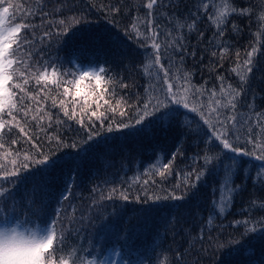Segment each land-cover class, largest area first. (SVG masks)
Masks as SVG:
<instances>
[{"label":"trees","instance_id":"16d2710c","mask_svg":"<svg viewBox=\"0 0 264 264\" xmlns=\"http://www.w3.org/2000/svg\"><path fill=\"white\" fill-rule=\"evenodd\" d=\"M57 2L47 0L43 6L45 11L53 13L49 19L83 16L85 22L79 25L83 32L70 39L66 46L53 36L50 41L37 43L36 47L43 49L47 60L57 61L59 58L58 62L63 63L61 71L70 72L77 61L69 54L83 46L95 53L96 66L105 67L107 72L99 81L95 77H85L77 84L68 75L65 80L72 83L61 81L59 89L49 85L52 88L49 95L56 97V106L50 98L44 100L41 94V102L45 111L52 115V120L45 118L41 130L29 117L30 135L39 149L51 155L57 164L44 174L43 179L35 167L22 173L23 182L15 189V199L8 200V213L15 210L23 216L27 215L24 211L27 205L39 207L46 204L50 212L59 207L62 216L74 214L71 228L78 235H69L67 243L82 244L86 250L95 249L94 254L107 244L100 257L103 264L112 251L118 252L126 264H264V231L256 226L257 231L246 233L243 223L234 226L236 221L264 218V207H261L264 205V169L259 167L264 162L254 157H240L239 171L234 175L232 185L239 186L240 190L234 194L230 208L224 205L227 211L221 215V179L215 174L207 175L200 182L195 196L184 200L164 199L190 192L191 189L183 185L184 174L203 165L201 157L205 143L195 132L196 124L188 126L193 114L186 117L185 110L181 109L170 121L153 124L143 131H106L109 123L114 129L120 122L135 123L138 118L136 109L148 96L145 90L152 81L146 76L144 65L153 49L151 41L147 42V48L142 46L144 39L138 37L132 27L134 23L138 24L139 29L147 34L146 23H140L147 19L148 10L144 7L147 0H66L67 7L59 14L53 12ZM205 2L209 5L207 12L201 0H163L153 10L161 32L159 42L164 44L175 36L182 37L183 42V50L175 53L169 49L162 63L171 67L173 73L177 70L179 74L190 73L192 84L205 90L215 89L219 93L222 85L226 89L231 85L241 93L236 112L241 118L254 121L257 113H264V0ZM29 3L33 10L39 7L37 0H29ZM112 8L119 11L113 13ZM219 12L226 13L222 25L214 22ZM194 21L193 29L189 30L187 25ZM31 22L40 25V16L31 18ZM178 23H183L184 27L178 28ZM44 27L47 26L37 29V37ZM221 30L223 36L219 35ZM253 47L257 49L250 66L253 70L247 72L244 61ZM221 48L225 49L223 54ZM36 58L39 59V53ZM241 75L246 79L242 81ZM55 78L59 79L58 76ZM121 84L127 87H121ZM65 88L68 95L64 94ZM60 100L65 101L70 115L75 104L73 120L64 115ZM203 100L207 101V95ZM25 103L29 102L26 100ZM93 111L98 115L104 113L103 129L100 121L91 115ZM122 112L126 115H121ZM4 118L10 119L6 114ZM89 119L95 122L94 131L101 134L85 143L87 127H91ZM80 120L86 127H81ZM13 133L21 136L18 129L14 128ZM49 136H59L63 144L57 146L55 139L49 141ZM11 138L5 148L0 149V164L6 165L8 170L14 168L11 160L16 152L20 153V160L25 152L34 153L37 159L42 158L40 151L33 148L26 137L21 136L15 145H11ZM9 151L12 156L8 155ZM173 152H177V156L171 165V173L167 174V170L161 167L159 171L166 173L161 176L154 165L161 161L168 163ZM148 169L150 171H146ZM194 179V175L189 177L190 181ZM113 189H116L114 193ZM145 192L154 199L148 200ZM110 193L112 198L107 199ZM121 193L129 199H122ZM62 194L68 199L64 200ZM155 197L160 199L157 201ZM214 200L217 201L215 208ZM3 207L0 199V212ZM214 213L213 222L209 224L208 218ZM68 223L65 219L64 224ZM252 226V223L248 224V227ZM217 244L222 246L217 247ZM178 253L181 256L179 261L176 260Z\"/></svg>","mask_w":264,"mask_h":264},{"label":"snow or ice","instance_id":"6c2138e0","mask_svg":"<svg viewBox=\"0 0 264 264\" xmlns=\"http://www.w3.org/2000/svg\"><path fill=\"white\" fill-rule=\"evenodd\" d=\"M46 2L47 0H37L39 7L33 10L29 0H0V149L5 148L10 136L12 137L11 145L17 144L22 136L32 143L33 148L40 151L42 157L37 159L34 153L25 152L23 160H20V153L16 152L15 158L11 160V164L14 166L13 170H8L6 165L0 164V169H4L3 172H0V199L4 204L3 210L0 212V264H103L100 257L106 250L107 244L101 246L99 253L94 254L95 249L86 250L82 244L73 242L69 245L67 243L69 235H78V232L73 233L71 228V223L75 218L74 214L62 216V209L59 207L50 212L46 204H41L39 207H33L32 204L27 205L24 209L27 215L23 216L15 210L12 213L7 211L8 200L15 199V189L19 183L23 182L21 180L22 173L35 167L43 179L44 174L54 169L57 164V160L39 149V145L30 135L29 117L36 121V127L41 130H43L41 122L45 118L49 121L52 120V115L45 111L41 102V94H43L44 100L50 98L53 106H56V97L49 95L52 92L49 85H55L59 89L61 81L65 84L72 83L73 81L65 80V76L68 75H71L77 84L85 77H95L99 81L107 72L105 67L96 66L95 53L89 52L83 46L70 52L69 55L77 61L70 72L61 71L63 63L58 62L59 58L57 61L44 58L43 49H38L37 43L43 44L45 40L50 41L53 36H56L59 38V42L66 46L70 39H75L82 34L83 30L79 25L85 22L84 17L78 15L60 16L55 20L49 19L53 13L44 10L43 6ZM201 2L204 3V10L207 12L209 5L205 0H201ZM162 3L163 0H147V3L144 4L148 10L147 19L146 21L141 20L140 23H146L147 34L139 29L138 24L132 25L133 29L137 31V36L142 37L145 41L142 46L147 48L149 46L147 42L151 41L150 47L153 49L148 53L147 62L144 65L145 74L152 81L145 90L148 94L147 99L143 101L142 106L137 107L138 118L135 119V123L120 122L115 129L109 123L106 131L109 133L125 129L143 131L145 127L153 124L170 121L180 113L181 109L185 110L183 114L186 117L193 114L188 126L195 123V132L205 143L204 154L201 157L203 165L184 174L183 185L185 188L191 189L190 192H185L184 195H169L164 199L184 200L189 196H195L200 182L207 175L215 174L221 179L219 213L223 215L227 211L224 205H228L230 208L234 194L240 190L239 186H232L234 175L239 171L240 157H254L255 160L264 162V113H257V118L254 121L243 119L236 112L240 91L232 88L231 85H228L227 89L222 85L219 93L215 89L205 90L196 87L191 82L190 73L179 74V70L177 73H173L171 67H166L162 63L164 54L169 49L175 53H180L183 50L182 37L180 36L171 37L164 44L158 40L161 32L159 25L155 23L153 10ZM66 7V0L64 3L58 0L53 12L62 13ZM227 7L226 3L225 8ZM111 11L115 13L119 9L112 8ZM36 15L41 18L40 25L31 22V18ZM225 18L226 13L219 12L214 18V22L217 25H222L225 23ZM194 24L195 21L188 24V29H193ZM41 26L47 27H44L41 35L37 37V29ZM177 27L182 29L184 24L178 23ZM168 35L171 36V33ZM219 35H224L222 30L219 31ZM220 51L223 54L225 49L221 48ZM37 53H39V59L36 58ZM256 53L257 49L253 47L247 54L248 59L244 61L247 72L253 70L250 66L253 65ZM182 59L183 57H181ZM68 62L72 63L71 60ZM233 71L236 69L234 68ZM57 76L59 79L55 78ZM240 79L243 81L246 76L241 75ZM33 81H35V85H33ZM121 87H127V85L121 84ZM64 94L68 95L67 88H65ZM206 95L207 101L205 102L203 97ZM26 100L29 103L26 104ZM59 103L64 106L62 110L68 120H73L76 116L75 104H73V111L70 115L65 101L60 100ZM34 104L38 106L34 108ZM41 113L43 114L41 115ZM5 114L10 119L6 120ZM91 115L100 121V126L103 129L104 113L100 112L98 115L96 111H93ZM121 115H126V113L122 112ZM78 123L81 127H86L83 120ZM89 124L91 127H87L88 136L85 143L93 141L101 134L94 131L96 127L94 121L89 119ZM14 128L18 129L21 136H15ZM52 139H55L57 146L63 144L59 136H49V141ZM72 146L76 147L75 144ZM214 148L217 151L213 152ZM229 153L232 155H228ZM8 155L12 156L13 153L9 151ZM176 156L177 152H173L168 163L161 161L154 167L158 171L162 167L167 170V174H170L171 165ZM225 161H231V163L226 164ZM259 167L264 169V163ZM146 171H150V169ZM159 174L164 176L166 173L159 171ZM193 175L195 179L190 181L189 177ZM11 177L16 179L12 180ZM179 187L178 184L177 188ZM115 191L116 189H113L112 193ZM112 193L107 199L112 198ZM144 195L148 200L154 199L147 192ZM62 198L67 200L68 196L62 194ZM101 198L104 199V197ZM121 198L129 199L124 193H121ZM139 199L137 197V201ZM159 199L160 197H155V200ZM216 204L217 201L214 200V208ZM53 213L55 218H53ZM214 216L215 213L209 216V224L213 222ZM65 219L69 221L67 225L64 224ZM242 223L245 225L246 233L257 231L256 226H259V230L264 231V218L256 221H236L234 226H239ZM249 223H252L253 226L248 227ZM216 246L222 245L217 244ZM180 259L181 256L178 253L176 260Z\"/></svg>","mask_w":264,"mask_h":264},{"label":"rangeland","instance_id":"374dc122","mask_svg":"<svg viewBox=\"0 0 264 264\" xmlns=\"http://www.w3.org/2000/svg\"><path fill=\"white\" fill-rule=\"evenodd\" d=\"M104 264H126L125 261L119 258V254L116 251H112L107 255Z\"/></svg>","mask_w":264,"mask_h":264}]
</instances>
